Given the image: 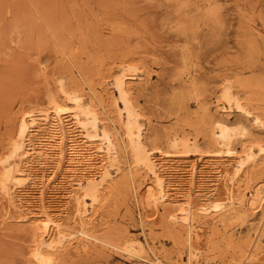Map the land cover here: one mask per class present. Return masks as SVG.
<instances>
[{"label": "rangeland", "instance_id": "rangeland-1", "mask_svg": "<svg viewBox=\"0 0 264 264\" xmlns=\"http://www.w3.org/2000/svg\"><path fill=\"white\" fill-rule=\"evenodd\" d=\"M76 96L98 118L95 130L83 117L92 167L73 172L55 153L25 164L34 133L22 123L58 104L75 131ZM131 120L164 168L168 193L158 198L156 185L150 204L156 181L135 155ZM41 128L35 143L51 135ZM103 131L115 157L100 152ZM262 147L264 0H0V264H44L41 254L52 264H264ZM12 163L26 176L6 180ZM45 218L59 228L45 230Z\"/></svg>", "mask_w": 264, "mask_h": 264}, {"label": "bare ground", "instance_id": "bare-ground-1", "mask_svg": "<svg viewBox=\"0 0 264 264\" xmlns=\"http://www.w3.org/2000/svg\"><path fill=\"white\" fill-rule=\"evenodd\" d=\"M126 78H127V76L124 75L120 79V83H121L120 84L121 85L120 90H121V92H124V90H125L123 84H125V79ZM71 99L74 100V102L77 104V109H78L77 112H74L73 115L71 114V116H72L71 120L73 118L74 119V123L78 124L77 126L79 127V129H77L75 131L72 130L71 127L69 126V122L67 121L69 119L66 120V118H65L66 116L64 114H66L68 111L67 112L64 111L62 106L58 105V104H53L50 107L49 111H47L45 114L43 113L44 115H42L41 117L40 116L39 117H36V116L33 117L32 116L30 118L31 119L30 121H28V122L24 121L22 123L21 130H22V134L23 135L25 133L29 132V131L34 133V134H29L30 135L29 136V140H28L29 144H27L28 146L26 147V151H24L25 157L27 159L25 161V164L28 163V162L30 163L31 162L29 160V159H31L30 157H33L37 153L38 154L40 153L41 155H44V156L48 155L50 153H55V154H60L61 155L60 157H62L63 155H64L63 157H65V155H69V158L66 160L68 162L67 166H69L70 169L73 170V172L75 170L76 171L77 170H81V169L85 170V168H82L84 165L85 166L89 165V166L92 167V164L94 163L95 157H93V155H92V152H93L92 151L93 147H91L92 144L91 143L88 144V143H89V141H92L91 137H93V136L90 135V133H88V129H87V126H86L87 124L83 120V117H85V118L86 117H90V119H91V128L93 127V128H95V130H96V127H97L98 118H97V115L91 109L89 110L88 108H84V106H83V104H82V102L80 100V96H76V97L71 98ZM128 116L129 117L132 116V111L130 109L128 110ZM42 125L48 126L47 133H49L51 135L43 136L45 138H39V137L36 136L38 138V140L36 141L37 143H35V142H33L34 139L32 140V138H33L32 136L37 135V134L40 135V133L45 132V130L41 128ZM133 128L136 129V131L134 133L132 131ZM227 129H228V126H226L224 124H220L219 145H221L223 148L226 147L227 150L229 152H231L233 150L229 147L230 146V135L228 134ZM77 131H78V133L85 132V134H82V136H83V138H88V139H86L84 141L83 144H77L75 142L76 140L72 139V138L75 137V134H77ZM127 131L129 132L128 133L129 137H131L133 134L136 135L138 146L136 148V154L135 155H137V158H139V159L142 158L143 160L146 161V166L151 170V172H152V174H153V176L155 178V181H156L154 186H152V185L148 186L149 187L148 188V204L151 203V199L155 198L154 196L156 195V192H155V186L156 185L158 186V188H160V194L158 195L159 196L158 198L161 199L163 197H166V193H168V192L165 190V186L166 185L164 186L163 177H161V175L164 172L163 171L164 168H162L163 166L161 165V163H160V165L157 162L155 163V160H153V158H150V156L148 154H146V150L141 145L140 128L138 126L137 127L134 126L132 120L127 124ZM86 132H87V134H86ZM101 136H102L101 140L104 143L107 144V147L105 146L106 148H104V147L101 146L99 148L100 152L105 150L104 152L106 153L107 157L113 156L112 155V153H113L112 152V147H114L113 146L114 144H113V139H112L111 135H109L108 132L103 131ZM82 141H83V139H82ZM66 145L68 146L67 149L65 148ZM73 146H75V148ZM171 146H173L175 148L178 147L179 146V141L177 139L172 140L171 141ZM260 150L263 151L264 147L260 148ZM168 153L169 152H162L161 151V154H166V155L170 156V154H168ZM102 156H103V154H102ZM113 157H115V155ZM253 157H254V153L250 152L247 155V161L253 159ZM139 159H137V160H139ZM80 167H81V169H79ZM192 167H194V166H192ZM109 175H110L109 170L104 167V170L101 173L100 182H90L88 184V192L91 195V200L92 201H97V199H98V194H97L98 189H99L100 186H102L104 180H106V178L110 177ZM17 176H26V170L24 169V167L18 168L17 164L12 163L8 167L6 180H8V181L15 180L17 178ZM18 178L20 179V181L22 180L20 177H18ZM20 181L16 182V183H20ZM158 193H159V191H158ZM254 197L257 200L256 201L255 200L252 201L251 202V206H253L255 208L256 207L255 205L262 200V197H260L258 192L255 193ZM231 199H232L231 200L232 202L235 201V199L233 197V194L231 196ZM169 200H171V199H169ZM235 203H236V201H235ZM231 205H232V203H231ZM182 208L183 207H181V209ZM210 208H211V210H212V208L221 210L223 207H220V206L212 207V206H210L208 208L205 207L204 210L205 211H209ZM185 210L188 211L187 209H185ZM183 219H185L188 222V224H191L192 221L194 220V217H192V215H190V214H187L185 216V218H183ZM54 223H56V221L54 222L52 219H49V218H45L44 220H42V225H43V228L45 230H50V229H54V228L58 229L59 225L54 224ZM191 230L192 229H189V234L192 236V231ZM60 231H61V229H60ZM62 234H63V232H62ZM81 234L83 236H85V237H90V235L85 233V232H82ZM50 246L52 247V244H50ZM40 257H41V261L44 264H52L53 259L49 255L41 254ZM160 264H163V263L160 262Z\"/></svg>", "mask_w": 264, "mask_h": 264}]
</instances>
